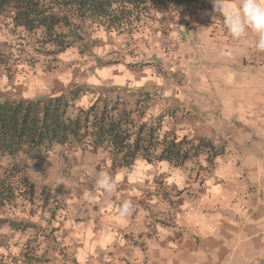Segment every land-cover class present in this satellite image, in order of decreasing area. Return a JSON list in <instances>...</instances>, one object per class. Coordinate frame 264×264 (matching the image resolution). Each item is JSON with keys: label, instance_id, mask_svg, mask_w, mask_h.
<instances>
[{"label": "crops", "instance_id": "obj_1", "mask_svg": "<svg viewBox=\"0 0 264 264\" xmlns=\"http://www.w3.org/2000/svg\"><path fill=\"white\" fill-rule=\"evenodd\" d=\"M209 2L211 9L192 14L158 9L141 38L133 39L168 57L151 56L162 70L141 71L123 61L100 65L83 78L87 87H97L96 95L86 92L79 104L87 107L99 94L112 98L116 92L106 95L105 86L132 94L134 101L151 92L140 102L146 123L159 120L160 134L206 138L221 153L210 164L202 156L182 165L138 158L130 168H114L106 151H65L73 180L74 164L84 166H75L80 180L62 194V218L29 217L34 232L46 226L49 240L62 239L63 264H264V57L214 23L219 14ZM225 3L236 8L240 0ZM207 82L217 91L210 92ZM37 86L36 80L28 84L32 91ZM101 171L118 181L110 196L96 188ZM125 201L133 212L121 221L116 209Z\"/></svg>", "mask_w": 264, "mask_h": 264}, {"label": "trees", "instance_id": "obj_2", "mask_svg": "<svg viewBox=\"0 0 264 264\" xmlns=\"http://www.w3.org/2000/svg\"><path fill=\"white\" fill-rule=\"evenodd\" d=\"M160 8L171 14H192L197 9H211V4L209 0H0V29L21 47L36 44L37 49L49 47L60 53L88 39L90 31L133 34L138 25L153 20ZM90 89L76 84L59 93L34 97L0 94V162L11 160L7 178L49 161L59 148L106 151L114 168H130L138 158L182 165L202 156L210 164L222 151L203 137L160 134L159 120L151 124L143 120V100L128 104L133 96L130 93L104 88L105 94L116 92L115 98L99 94L92 104L83 107L79 98ZM24 185L17 191L13 182L0 179V205L13 200L18 192L25 203H33L34 185L30 181ZM42 202L44 207V198ZM0 221L12 230L28 232L27 238L33 239L30 250L39 247L40 238L32 222ZM28 255L0 253V264H38L37 256Z\"/></svg>", "mask_w": 264, "mask_h": 264}, {"label": "rangeland", "instance_id": "obj_3", "mask_svg": "<svg viewBox=\"0 0 264 264\" xmlns=\"http://www.w3.org/2000/svg\"><path fill=\"white\" fill-rule=\"evenodd\" d=\"M144 25L145 23L138 25V30L134 31L133 34L106 33L103 30L90 31L87 33L88 39L75 43L74 46L60 53L53 52L49 47L37 49L36 44L27 43L25 47H21L6 30L0 29V94L15 98L21 96L34 97L50 92L59 93L61 90H66L76 84L84 85L83 78L90 75L93 72L92 69L108 62H133L141 71L145 68H152L154 72H160L162 67L159 68L155 64L156 60L151 56L154 52H159V60L168 59V57L157 51L158 47L147 44L144 40L139 43L134 42L133 37L137 36L138 38L140 36L141 38ZM31 80L38 82L37 89L34 91L30 90V87L28 88ZM211 80L218 86L220 85L217 77H211ZM231 85H236L235 80ZM85 86L88 85L85 84ZM207 87L210 92L213 89L217 91L216 85L208 84ZM104 88L109 87L105 86ZM238 90L239 86L232 87L229 93L233 94ZM89 92L96 95L97 87L91 88ZM115 96L114 94L112 98ZM126 99L128 100V97ZM134 99L133 96L129 98L128 104H132ZM223 106L226 108L225 100H223ZM231 106H233V102L228 104V107ZM65 151L67 149H56L49 161L35 166L31 165L26 171L16 173L9 178L6 177V169L9 168L11 160L4 159L0 162V179L13 182V185L17 186V191L22 190L24 184L30 181L34 185L35 193V198L31 204L25 203L26 200L22 193L18 192L13 200L0 205V220L6 219L23 224L24 222L31 223L29 217L33 215L46 222L50 221L49 219L60 220L62 218L60 209L64 207L65 193L63 192L67 188L71 189L76 181L80 180L74 173L75 166L77 168L84 166L82 163L74 164L72 172L76 180H73L72 173L66 169V166H70L72 162L70 160L67 162L65 159ZM261 152L259 150V153ZM262 155L264 157V153ZM47 193L48 195L50 193L51 195L57 194L58 197L48 200L45 196ZM42 198L45 199L44 207L42 206ZM40 229L39 231L36 230L37 233L40 232V245L30 250L32 249V246L29 245L32 243L30 240L33 241V239L27 238L28 232L12 230L5 221H0V253L11 254L13 251L16 255L25 253L29 254L28 256L32 253L33 256L35 255L40 259L38 264H63L65 259L60 256L62 251L60 248L63 247L62 239L49 240L48 228L44 226ZM54 251L58 253L61 259L55 255Z\"/></svg>", "mask_w": 264, "mask_h": 264}, {"label": "clouds", "instance_id": "obj_4", "mask_svg": "<svg viewBox=\"0 0 264 264\" xmlns=\"http://www.w3.org/2000/svg\"><path fill=\"white\" fill-rule=\"evenodd\" d=\"M214 23L219 22L227 34L242 47H252L264 53V4L260 0H240L236 8L230 7L225 0H212ZM118 181L107 171H101L96 178V188L106 195L114 193ZM85 200L95 203L90 193H85ZM123 221L133 212L130 201H125L116 209Z\"/></svg>", "mask_w": 264, "mask_h": 264}, {"label": "built area", "instance_id": "obj_5", "mask_svg": "<svg viewBox=\"0 0 264 264\" xmlns=\"http://www.w3.org/2000/svg\"><path fill=\"white\" fill-rule=\"evenodd\" d=\"M263 57H264V53H263ZM158 92H159V94H162V92L160 90ZM151 96H152V93L148 92V93L141 94L139 98L141 100H146L147 98H151Z\"/></svg>", "mask_w": 264, "mask_h": 264}]
</instances>
